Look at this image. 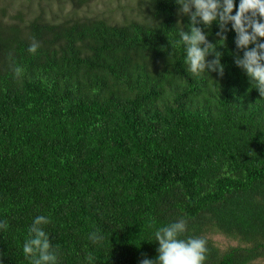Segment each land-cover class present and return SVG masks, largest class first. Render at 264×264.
Segmentation results:
<instances>
[{"label": "trees", "instance_id": "trees-1", "mask_svg": "<svg viewBox=\"0 0 264 264\" xmlns=\"http://www.w3.org/2000/svg\"><path fill=\"white\" fill-rule=\"evenodd\" d=\"M37 1L25 20L0 9V264H31L40 215L57 264L155 260V230L181 218L180 238L207 241L204 264H264V97L234 64L231 25L224 46L215 22L203 29L223 77L193 76L175 0H134L117 24Z\"/></svg>", "mask_w": 264, "mask_h": 264}, {"label": "clouds", "instance_id": "clouds-1", "mask_svg": "<svg viewBox=\"0 0 264 264\" xmlns=\"http://www.w3.org/2000/svg\"><path fill=\"white\" fill-rule=\"evenodd\" d=\"M175 3L179 6L177 14L187 16L189 21L187 31L182 28L179 32L185 47L188 71L193 76L215 72L223 77L222 53L217 51V41H222L220 46H224L228 25H231V30L235 32L234 64L246 74L259 95L264 97V0H239L238 6L234 0H175ZM214 22L219 29L216 32L219 38L216 43L210 42L207 39L208 33L203 30L211 28ZM40 46L33 39L28 52L35 54ZM241 52L242 56L239 55ZM210 55L213 59H207ZM14 71L19 76L21 69L16 67ZM49 223V217L40 215L28 229L23 253L31 259V264H57L58 246L53 247L43 228ZM7 227V221L0 223V229ZM186 230L187 221L183 218L157 228L154 236L158 243V255L155 260L145 257L140 264H204L208 253L207 241L191 236L180 238ZM88 238L98 243L104 237L96 230ZM88 260L91 262L94 257L89 254Z\"/></svg>", "mask_w": 264, "mask_h": 264}, {"label": "rangeland", "instance_id": "rangeland-1", "mask_svg": "<svg viewBox=\"0 0 264 264\" xmlns=\"http://www.w3.org/2000/svg\"><path fill=\"white\" fill-rule=\"evenodd\" d=\"M40 7L42 5L37 0H0V9L3 8L8 15L18 12L24 20L40 12ZM134 7V0H89L86 4L78 6H71L67 0H51L50 2V10L56 11L60 8L61 17H64V13L70 16L68 11H71L76 18L83 20L99 18L110 24L134 18L136 16ZM43 10L45 13L49 11V9ZM212 239L219 248L234 244V242L216 235L212 236Z\"/></svg>", "mask_w": 264, "mask_h": 264}]
</instances>
